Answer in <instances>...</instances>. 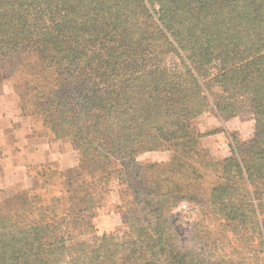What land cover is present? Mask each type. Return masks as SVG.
Returning <instances> with one entry per match:
<instances>
[{"label":"trees","instance_id":"16d2710c","mask_svg":"<svg viewBox=\"0 0 264 264\" xmlns=\"http://www.w3.org/2000/svg\"><path fill=\"white\" fill-rule=\"evenodd\" d=\"M169 53L181 74L162 62ZM22 54L36 57L33 89L15 93L22 113L40 121L43 138L66 142L81 155L76 167L58 173L66 195L73 179L95 177L96 162L111 163L118 152L130 160L154 142L170 151L168 167L195 174L191 163L203 161L199 136L184 117L202 112L200 102L215 107L223 122L249 109L253 138L230 147L224 181L212 196L227 229L250 231L264 243L256 214L264 195V0H0V64ZM99 172L104 185L94 200L83 194L77 215L110 194L109 173ZM29 191L21 199L22 221L0 211V264H211L175 251L149 224L160 218L158 209L145 211L147 226H130L136 237L123 244L125 254L103 248L92 258H71L62 216Z\"/></svg>","mask_w":264,"mask_h":264},{"label":"rangeland","instance_id":"374dc122","mask_svg":"<svg viewBox=\"0 0 264 264\" xmlns=\"http://www.w3.org/2000/svg\"><path fill=\"white\" fill-rule=\"evenodd\" d=\"M35 62L33 54H22L0 64V92L10 89L14 95L18 91L30 93L33 89L29 82L31 68ZM162 62L169 71H176L177 74L183 71L173 53L163 56ZM11 74L10 78H5ZM24 82H28L27 86L20 87ZM213 90L218 91L220 87L215 86ZM200 105L202 112L192 118V110L184 117L188 130L199 136L196 156L203 161H198L202 163L199 165L197 161L191 163L197 173L193 174L191 170L189 173H177L176 166L173 169L168 167L170 151L163 142H154L155 147L141 150L130 160L121 158L118 152L111 156L114 160L111 163L102 159V163H91L93 166L101 165L99 171L107 169L111 178L108 184L111 192L102 195L99 206H88L77 215V209L82 208L85 202V198L81 203L79 201L83 194L90 193L94 200V190L104 185V182H98V178L104 175L99 171L95 177L84 174L80 179H73L68 194L74 190L77 194L70 197L64 193L67 191L66 180L58 174L69 169L30 168L31 187L0 200V211L22 221L25 212L22 211L21 199L33 188L28 195L36 192L39 204H52L62 216L67 226L66 247L70 257L83 253L84 258H92L94 250L103 248L125 254L123 244L136 237L129 234L130 226L133 225L134 230L147 226L148 223L142 219L145 211L158 209L160 218L154 215L149 224L161 229L176 252L205 259L211 264H264V243L261 244L250 231L243 234L232 226L227 229L225 220L218 217L220 204L212 196L214 188L224 181L221 169L223 161L230 156V147L246 144L253 138L254 116L249 109L242 108L235 117L223 122L217 116L215 107L201 102ZM34 125L41 133L40 121L35 119ZM151 133L157 135L154 131ZM76 154L78 163L81 155L79 151ZM208 161L219 164L212 166L206 163ZM94 179L97 185H94ZM256 214L258 220L264 222V195Z\"/></svg>","mask_w":264,"mask_h":264},{"label":"crops","instance_id":"0c3cea01","mask_svg":"<svg viewBox=\"0 0 264 264\" xmlns=\"http://www.w3.org/2000/svg\"><path fill=\"white\" fill-rule=\"evenodd\" d=\"M76 165V151L68 143L43 138L33 119L22 113L17 96L10 89L0 92V200L31 187L30 168Z\"/></svg>","mask_w":264,"mask_h":264}]
</instances>
